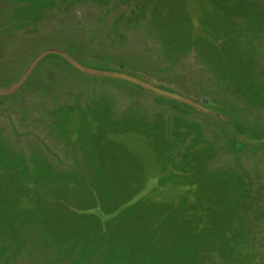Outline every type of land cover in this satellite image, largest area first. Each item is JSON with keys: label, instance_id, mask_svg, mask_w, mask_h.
<instances>
[{"label": "rangeland", "instance_id": "obj_1", "mask_svg": "<svg viewBox=\"0 0 264 264\" xmlns=\"http://www.w3.org/2000/svg\"><path fill=\"white\" fill-rule=\"evenodd\" d=\"M0 264H264V0H0Z\"/></svg>", "mask_w": 264, "mask_h": 264}, {"label": "trees", "instance_id": "obj_2", "mask_svg": "<svg viewBox=\"0 0 264 264\" xmlns=\"http://www.w3.org/2000/svg\"><path fill=\"white\" fill-rule=\"evenodd\" d=\"M141 1H144V0H141ZM143 3V2H142ZM146 4H147V2H146ZM116 16H118L117 14L115 15V17ZM114 24V23H113ZM120 28V30H121V27H119ZM119 28H118V30H116V32H120V30H119ZM51 32H52V35L54 36H56L57 38L59 37L61 40L63 39V38H65V37H68L67 35H70V33L71 32H68V31H66V30H64V28H62V27H60V28H52L51 29ZM63 33H66V35L65 36H63ZM67 33H69V34H67ZM58 38V39H59Z\"/></svg>", "mask_w": 264, "mask_h": 264}, {"label": "crops", "instance_id": "obj_3", "mask_svg": "<svg viewBox=\"0 0 264 264\" xmlns=\"http://www.w3.org/2000/svg\"><path fill=\"white\" fill-rule=\"evenodd\" d=\"M67 34H69V33H67Z\"/></svg>", "mask_w": 264, "mask_h": 264}]
</instances>
